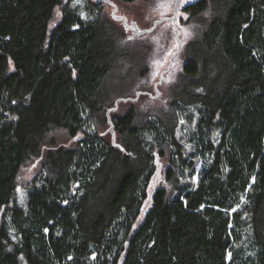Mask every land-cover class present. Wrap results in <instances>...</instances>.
Returning a JSON list of instances; mask_svg holds the SVG:
<instances>
[{
  "label": "trees",
  "instance_id": "16d2710c",
  "mask_svg": "<svg viewBox=\"0 0 264 264\" xmlns=\"http://www.w3.org/2000/svg\"><path fill=\"white\" fill-rule=\"evenodd\" d=\"M105 2L82 16L71 0H0V264H264V0H226L191 45L172 102L197 111L190 156L173 124L133 108L110 117L113 140L97 130L123 56ZM53 129L80 137L45 146ZM164 144L166 178L190 180L149 193Z\"/></svg>",
  "mask_w": 264,
  "mask_h": 264
},
{
  "label": "rangeland",
  "instance_id": "374dc122",
  "mask_svg": "<svg viewBox=\"0 0 264 264\" xmlns=\"http://www.w3.org/2000/svg\"><path fill=\"white\" fill-rule=\"evenodd\" d=\"M194 1L196 0L179 1L175 17L176 27L169 19H164L158 22L150 32L142 35H134L131 29L123 26L122 21L115 20L111 15L113 6L107 2L103 3V19L107 25L111 26V29L117 32L123 56L115 63L108 78V97L98 120V131L110 135L106 110L114 105L117 98L135 97L137 90H148L152 96L141 94L134 101H120L117 109L109 112V117H112L114 113L123 114L130 108L134 109L138 119L159 116L163 122L173 124L175 139L183 145L184 156H190L193 146L189 140L197 111L188 105L185 112L179 114L173 108L172 102L177 98L179 77L184 61L192 52L191 45L201 41L202 34L214 12L223 9L226 0H207L206 9L196 16H191L185 10V6ZM113 2L117 6V15L124 16L128 22H134L139 29H146L158 19L171 16L175 0H133L131 2L113 0ZM71 3L82 16H86L85 0H71ZM176 29L181 42L175 37ZM161 76L163 77L159 82ZM218 136L219 133L214 132L212 138L215 142ZM79 137L80 133L71 137L64 130L53 129L48 132L45 146L49 144L50 139L64 145H73ZM151 151L159 155L155 160V174L152 177L149 193L157 186L172 188L183 183L184 180H190L186 172L181 176L179 170L170 179L166 178L167 170L171 168L169 157L172 152L167 144ZM41 164V155L33 156L24 163L16 189L20 204L26 201V184L40 170ZM195 166L196 171L202 167L198 159H195ZM195 180L196 176L191 182ZM20 264H26L23 258H20Z\"/></svg>",
  "mask_w": 264,
  "mask_h": 264
},
{
  "label": "water",
  "instance_id": "95a60500",
  "mask_svg": "<svg viewBox=\"0 0 264 264\" xmlns=\"http://www.w3.org/2000/svg\"><path fill=\"white\" fill-rule=\"evenodd\" d=\"M96 1H101V0H96ZM106 2H109L112 6H113V9L111 11V15L117 19V20H121L122 21V24L125 28H128V29H131L133 31V34L134 35H142L146 32H150L154 27L155 25L158 23V22H161L163 21L164 19H169L171 21V23L173 24L174 27H176L175 25V17H176V13H177V10H178V5H179V1L180 0H175L174 2V10H173V14L169 17H164V18H160L158 19L157 21H155L153 23V25L150 27V28H146V29H139L137 24H135L134 22H128L127 19L124 17V16H121V15H117L116 12H117V6L116 4L111 1V0H104ZM175 37L178 38V29H176V34H175ZM179 39V38H178ZM179 41L181 42V39H179ZM175 51L173 52V55H174ZM171 59V58H170ZM171 61V60H170ZM168 69V67L166 68V70ZM163 76H161V78L159 79V82L161 81ZM136 95H138V92L136 93ZM128 98H124V97H120V98H117L115 101H114V105L110 108H108L106 110V115H107V118H108V122L110 124V131L112 133V140L114 139V132H113V129H112V122H111V119L109 117V112L110 111H115L117 106H118V101L120 100H127ZM135 99V98H133Z\"/></svg>",
  "mask_w": 264,
  "mask_h": 264
},
{
  "label": "flooded vegetation",
  "instance_id": "af4514ba",
  "mask_svg": "<svg viewBox=\"0 0 264 264\" xmlns=\"http://www.w3.org/2000/svg\"><path fill=\"white\" fill-rule=\"evenodd\" d=\"M168 17V16H167ZM155 86H156V83H155ZM138 92V95H136L135 97H126L128 98L127 100H120V101H134L137 99V96L143 94V95H148V96H152V93L148 90H137L136 93ZM125 98V97H124ZM135 98V99H133ZM119 102V101H118Z\"/></svg>",
  "mask_w": 264,
  "mask_h": 264
}]
</instances>
